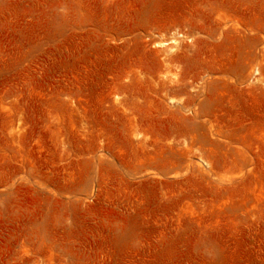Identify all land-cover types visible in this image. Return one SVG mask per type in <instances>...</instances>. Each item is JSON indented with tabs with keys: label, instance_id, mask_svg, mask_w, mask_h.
Wrapping results in <instances>:
<instances>
[{
	"label": "rangeland",
	"instance_id": "rangeland-1",
	"mask_svg": "<svg viewBox=\"0 0 264 264\" xmlns=\"http://www.w3.org/2000/svg\"><path fill=\"white\" fill-rule=\"evenodd\" d=\"M0 264H264V0H0Z\"/></svg>",
	"mask_w": 264,
	"mask_h": 264
},
{
	"label": "crops",
	"instance_id": "crops-1",
	"mask_svg": "<svg viewBox=\"0 0 264 264\" xmlns=\"http://www.w3.org/2000/svg\"><path fill=\"white\" fill-rule=\"evenodd\" d=\"M187 59H188V58H187ZM189 59H190V60H189V63H188V66H189V67H192L193 65H196V64L193 62V60H192L193 57H189Z\"/></svg>",
	"mask_w": 264,
	"mask_h": 264
}]
</instances>
